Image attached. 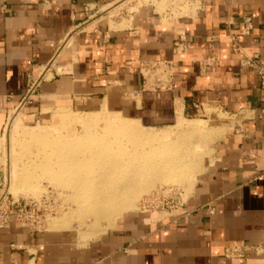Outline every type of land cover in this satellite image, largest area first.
Returning <instances> with one entry per match:
<instances>
[{
	"label": "crops",
	"instance_id": "0c3cea01",
	"mask_svg": "<svg viewBox=\"0 0 264 264\" xmlns=\"http://www.w3.org/2000/svg\"><path fill=\"white\" fill-rule=\"evenodd\" d=\"M120 1L7 0L10 12L0 11V158L15 112L44 123L59 109L107 111L157 128L211 108L229 116L211 128L223 134L213 161L176 212L138 210L91 240L13 220L0 230V264H264V90L231 43L250 17L253 31L241 47L264 58V0H200L194 15L169 23L141 6L175 0H141L129 26L115 29L103 14ZM181 38L185 53L176 54ZM162 60L171 73L146 79L142 67ZM31 79L40 85L27 99ZM236 244L252 249L227 259Z\"/></svg>",
	"mask_w": 264,
	"mask_h": 264
},
{
	"label": "rangeland",
	"instance_id": "374dc122",
	"mask_svg": "<svg viewBox=\"0 0 264 264\" xmlns=\"http://www.w3.org/2000/svg\"><path fill=\"white\" fill-rule=\"evenodd\" d=\"M199 1L175 0V2H165L160 5V8L156 5L141 7H151L162 17L164 23H169L174 19L194 15L200 7ZM136 4L140 6L141 0L137 2L121 0L103 15L110 21L112 28H126L129 26V16L136 12L134 11ZM183 6L194 8L195 11L180 14V8ZM142 70L143 76L150 80L153 78L163 79L167 76L163 66L145 65ZM36 94L37 91L31 96ZM185 117L188 119L184 118L182 120L184 123L178 120L176 125L174 122L170 126L145 128L136 121L124 119L107 111L83 113L59 109L54 113L52 121L44 123L27 120L15 112L11 114L10 125L6 130V151L0 158V169H3L4 174L0 180L2 183L6 180L7 190L14 200L36 204L37 214L43 221L42 229L72 230L79 234L83 240H91L107 232L123 216L135 213L144 205L147 206V213H157L156 216L159 217L166 216L176 212V205L190 196L193 187L197 184L198 176L204 171L206 165L213 161L215 145L223 134L215 137V132L211 128L221 127L229 118L228 115L211 108H207L205 113L192 116L186 114ZM81 124L88 125V127H81ZM188 124L199 125L197 130L193 131ZM126 125L132 128H124ZM126 129H132L135 132ZM127 132L134 137L140 136L149 140L153 139L152 135L159 137V141L151 143L143 141L149 143L145 147L147 155L143 156L144 160H149L151 156L156 159V161L151 159L154 162L147 166V170L149 171L148 168H150V172L145 177L141 176L144 171L136 170L135 163L132 165L128 162L127 169L113 171L112 163L119 158V156L117 157L120 154L119 149L122 148L127 150L126 153L132 152L131 154L136 155V142L139 143L141 140L126 137ZM162 134L164 136L168 134L165 138L168 137V140L174 142L169 154H167L168 149H166L167 151L164 147L162 149V143L165 141L161 139ZM37 136L47 139H39ZM130 139L133 141L130 142ZM103 140L116 143L114 149L107 156L88 162V166L91 165L90 168L81 171L87 175V186L78 192H73L70 187L64 186L50 172L35 168L42 163L41 161L45 159L46 155H51L52 159H55V152L62 148L63 144H65L64 147L83 149L85 153L80 155L81 159H93L97 153L106 150L105 145L101 143ZM127 145L128 147H126ZM157 147L158 151L160 148L163 150H160L161 155L154 150ZM176 151H179L180 156H183L182 161L178 159L174 161V169L177 173L172 179L168 178L170 172L167 168L159 172L153 170L159 169L162 158L171 159V154ZM165 152L167 153L165 154ZM86 154L89 156L88 158L85 157ZM178 164L179 166H177ZM32 175L33 177L28 179ZM99 179L100 181H98ZM114 191L118 192L119 199L122 200L119 201L121 203L118 205L117 203H110L112 205L104 203L106 196ZM94 203L99 206L104 204V207L98 206L92 210L96 206Z\"/></svg>",
	"mask_w": 264,
	"mask_h": 264
},
{
	"label": "bare ground",
	"instance_id": "6f19581e",
	"mask_svg": "<svg viewBox=\"0 0 264 264\" xmlns=\"http://www.w3.org/2000/svg\"><path fill=\"white\" fill-rule=\"evenodd\" d=\"M149 1V0H148ZM150 2V1H149ZM184 119V117H183V115H182V113H180L179 114V120H181V122H182V120ZM180 122V121H179ZM182 123H184V121L182 122ZM181 123V124H182ZM188 123V122H187ZM186 123V124H187ZM189 125V128L191 129V130H193V131H195V129L197 130V127H198V125L199 124H197V125H195V124H188ZM187 125V126H188ZM77 126V125H76ZM180 126H182V125H180ZM185 126V125H184ZM81 127H85V128H87L88 127V125H83V124H81ZM186 127V126H185ZM200 127V126H199ZM124 128H132V127H130V126H128V125H126V126H124ZM201 128V127H200ZM185 129H187V127L185 128ZM126 130H132V129H126ZM133 132H135L134 130H132ZM182 131H183V129H182ZM186 131V130H185ZM192 131V132H193ZM128 133V132H127ZM163 135V137H161V139H162V141H164L162 144V149H164L165 148V150L166 149H168V153L167 152H165V154L167 153V154H169V152H170V150H171V146L174 144V142H172L170 139L168 140V137L167 138H165L167 135H165L164 136V134H162ZM137 136V135H136ZM39 136H37V138H38ZM126 137H128V138H131V139H136V140H141V141H139V143H137L136 142V144H137V152H136V155L135 154H131V153H126V151L124 150V149H119V151H120V154H118L117 155V157L119 156V158H117V159H115L114 161H113V163H112V165H113V168H114V172H117V170H119V171H122V170H124V169H127V167L129 166V163L130 164H136L137 165V169L136 170H139V172L140 171H144V173L141 175V176H146L147 175V173H149L150 172V168H148L149 169V171L147 170V166H149V164L150 163H153L154 161H152V160H155L156 161V159L154 158V157H150V159L148 160V159H145L144 160V155H147V150L145 149V147L147 146V145H149V143H151V142H153V141H159V137H158V135L156 136V137H154L153 135L151 136L153 139H148V138H141L140 136H137V137H134V136H132L131 135V133H128V135L126 136ZM118 138V137H117ZM127 138V139H128ZM39 139H47V138H45V137H39ZM130 139V140H131ZM172 139H174V138H172ZM120 140V139H119ZM168 140V141H167ZM177 140V139H176ZM175 140V143L177 142ZM101 141V140H100ZM112 141H114V140H112ZM125 141V140H124ZM133 140H131L130 142H132ZM143 141H145V142H149V143H145V142H143ZM116 142H118V141H116ZM98 143V142H97ZM103 145H105V147H106V150H104L103 152H100L99 154L97 153V155H95L96 157L95 158H93V159H90V158H88L89 156H87V154H86V156L85 157H87L88 159H86V158H84V159H81V157H80V155H83L84 153H85V151H83V149L82 150H80V149H76V148H71L70 146H69V148L68 147H64L65 146V144H63V146H62V148H59V149H57V152H55V156H56V158L55 159H52V156L50 155V156H45V159L43 160L42 159V163L40 164V165H37V166H35V168L36 169H38V170H41V171H47V172H50L54 177H56L57 179H59L60 180V182L64 185V186H67V187H70L72 190H73V192L74 191H79L80 189H85V186H87V175H85L84 173H81V171H84L85 169H88V168H90V166H88V162L89 161H94V159H99V158H101L102 156H107L109 153H110V151L111 150H113L114 149V146H115V144L116 143H113V142H110L109 140H103L102 142H101ZM159 144V143H158ZM125 145V144H124ZM160 145V144H159ZM126 147H128V145L126 146ZM164 147V148H163ZM79 148V147H78ZM87 148V147H86ZM128 149V148H127ZM151 149V148H150ZM178 149H180V148H178ZM177 149V150H178ZM143 150V151H142ZM154 150L155 151H157V152H159L160 153V150H161V148L159 149V151H158V147H157V149L156 148H154ZM153 150V151H154ZM151 151H152V149H151ZM161 151H163V150H161ZM181 151V150H180ZM183 151V150H182ZM181 151V152H182ZM99 152V151H98ZM156 152V153H157ZM153 153V152H152ZM162 153V152H161ZM161 153H160V155H161ZM151 154V153H150ZM152 155V154H151ZM158 155V154H157ZM92 156V155H91ZM90 156V157H91ZM159 156V155H158ZM183 156V155H182ZM182 156H180V153H179V151H176V152H174V153H172L171 154V159H164V158H162L161 159V161H160V167H159V169L157 170V169H153L155 172H159V171H163V169L165 170L166 168H167V170H169V176H168V178H170V179H172L173 177H174V175L177 173V171H176V169H174V167H175V160L176 159H178V160H180V161H182L181 160V158H182ZM93 157H94V155H93ZM113 157H114V154H113ZM149 157V156H148ZM157 157V156H156ZM43 158V157H42ZM103 159V158H102ZM152 159V160H151ZM164 159V160H163ZM111 160V159H110ZM163 160V161H162ZM158 161H159V159H158ZM129 162V163H128ZM176 163H178V162H176ZM138 164H140V165H138ZM92 165H94V163H92ZM145 165V166H144ZM181 165V164H180ZM88 166V167H87ZM177 166H179V164L177 165ZM105 167V166H104ZM170 168V169H169ZM84 169V170H83ZM108 170V169H107ZM108 173V172H107ZM102 175V174H101ZM31 177H33V175L32 176H29L28 177V179L29 178H31ZM95 181V180H94ZM98 181H100V179L98 180ZM170 181V180H169ZM91 182H92V180H91ZM164 182V181H163ZM102 183V182H101ZM99 190V189H98ZM104 192V191H103ZM99 193H101L100 191H99ZM96 197V196H95ZM105 201L106 202H104V203H117V205H118V203L120 204L121 202H119V201H122L121 199H119V196H118V192H110L109 193V195L108 196H106V198H105ZM103 203V202H102ZM95 204V203H94ZM100 204V203H99ZM92 205V204H91ZM96 205V204H95ZM110 205H112V204H110ZM93 206V205H92ZM92 206H90V207H92ZM99 205H96V206H94L93 207V209L92 210H94V208H97ZM125 206V205H124ZM124 206H122V207H124ZM100 208H102V207H104V204H103V206L102 205H100L99 206ZM116 207V206H115ZM121 207V206H120ZM91 209V208H90ZM96 210V209H95Z\"/></svg>",
	"mask_w": 264,
	"mask_h": 264
},
{
	"label": "built area",
	"instance_id": "2783aa9c",
	"mask_svg": "<svg viewBox=\"0 0 264 264\" xmlns=\"http://www.w3.org/2000/svg\"><path fill=\"white\" fill-rule=\"evenodd\" d=\"M0 11L2 13H9L10 8L7 0H1ZM253 31L252 18L247 17L245 19L244 27L240 33L231 36V43L233 52L240 55L239 64L241 67L254 71L260 82V88L264 90V58L258 54H247L243 51L240 40L243 36L251 35ZM184 39L181 38L175 43V53L183 54L185 49L183 48ZM214 58H210L206 61V65H210ZM154 66H163L166 69L167 76L171 73V63L165 60L154 63ZM40 85L39 79H31L28 83L27 96L30 97L36 93ZM6 180L4 183L0 182V230L8 229L12 221H17L24 227L32 231H42L43 221L37 214L36 204L34 202H19L10 196L9 190H7ZM184 201L176 205L175 209L182 207ZM147 206H143L139 209L143 212H148ZM213 213V212H212ZM252 249L251 245L248 244H236L228 247L225 250V257L227 259H244L246 254Z\"/></svg>",
	"mask_w": 264,
	"mask_h": 264
},
{
	"label": "trees",
	"instance_id": "16d2710c",
	"mask_svg": "<svg viewBox=\"0 0 264 264\" xmlns=\"http://www.w3.org/2000/svg\"><path fill=\"white\" fill-rule=\"evenodd\" d=\"M188 116H192L193 114L192 113H187Z\"/></svg>",
	"mask_w": 264,
	"mask_h": 264
}]
</instances>
